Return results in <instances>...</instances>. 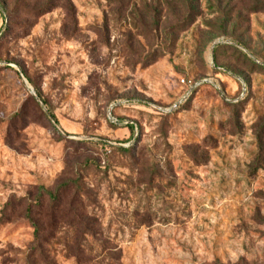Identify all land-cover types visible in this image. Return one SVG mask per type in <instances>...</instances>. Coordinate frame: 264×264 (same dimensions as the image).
Returning <instances> with one entry per match:
<instances>
[{
  "label": "rangeland",
  "instance_id": "rangeland-1",
  "mask_svg": "<svg viewBox=\"0 0 264 264\" xmlns=\"http://www.w3.org/2000/svg\"><path fill=\"white\" fill-rule=\"evenodd\" d=\"M0 264H264V0H0Z\"/></svg>",
  "mask_w": 264,
  "mask_h": 264
},
{
  "label": "trees",
  "instance_id": "trees-1",
  "mask_svg": "<svg viewBox=\"0 0 264 264\" xmlns=\"http://www.w3.org/2000/svg\"><path fill=\"white\" fill-rule=\"evenodd\" d=\"M54 119V118H53ZM52 199V198H51ZM57 199V198H56ZM53 201L55 200L54 198L52 199ZM53 220V219H52ZM90 224H91V222L90 221H88L87 223H86V227H88V226H90ZM40 227L41 226H38L37 224H35L34 225V234H35V236L36 235H38V233H40ZM96 236H98L99 237V235L98 234H95V233H93V232H81V234L79 235V234H74V236H73V245L75 246V248L77 249L76 250V252L78 253V254H83L84 253V250H85V248L83 247L84 246V242L86 241V239L89 237V238H93L94 239V237H96ZM40 241V240H39ZM100 241V240H99ZM38 244H40V242L38 243ZM101 249H100V254L102 253V251H103V249H102V246H99ZM39 251V250H38ZM41 251V250H40ZM87 252H89V250L87 251ZM77 254V256H76V260H78V256H80V255H78ZM41 255V254H40ZM41 256H44V255H41ZM112 261V259L110 260V262ZM112 263V262H111Z\"/></svg>",
  "mask_w": 264,
  "mask_h": 264
}]
</instances>
